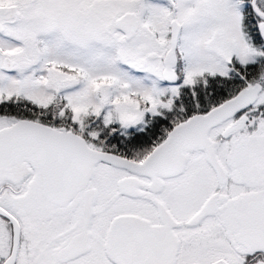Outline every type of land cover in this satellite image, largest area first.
<instances>
[{"label":"snow or ice","instance_id":"snow-or-ice-1","mask_svg":"<svg viewBox=\"0 0 264 264\" xmlns=\"http://www.w3.org/2000/svg\"><path fill=\"white\" fill-rule=\"evenodd\" d=\"M0 264H264V0H0Z\"/></svg>","mask_w":264,"mask_h":264}]
</instances>
